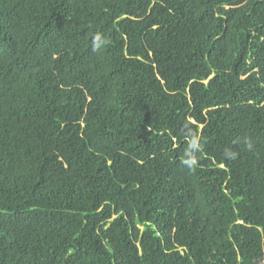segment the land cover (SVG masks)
<instances>
[{
	"label": "trees",
	"instance_id": "16d2710c",
	"mask_svg": "<svg viewBox=\"0 0 264 264\" xmlns=\"http://www.w3.org/2000/svg\"><path fill=\"white\" fill-rule=\"evenodd\" d=\"M0 264H264V0H0Z\"/></svg>",
	"mask_w": 264,
	"mask_h": 264
},
{
	"label": "clouds",
	"instance_id": "9594fccd",
	"mask_svg": "<svg viewBox=\"0 0 264 264\" xmlns=\"http://www.w3.org/2000/svg\"><path fill=\"white\" fill-rule=\"evenodd\" d=\"M193 143L195 144L196 142L193 141ZM249 147H251V145H249ZM225 155H226V156H229L230 158H234V154L226 153ZM182 163L185 164V165H187L189 168H192V167L195 166V164H196V160H191V159H187V158H186V159H184V160L182 161Z\"/></svg>",
	"mask_w": 264,
	"mask_h": 264
}]
</instances>
